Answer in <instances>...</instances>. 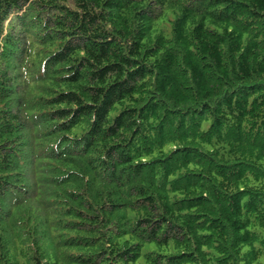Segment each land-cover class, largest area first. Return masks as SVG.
Here are the masks:
<instances>
[{
    "label": "trees",
    "instance_id": "obj_1",
    "mask_svg": "<svg viewBox=\"0 0 264 264\" xmlns=\"http://www.w3.org/2000/svg\"><path fill=\"white\" fill-rule=\"evenodd\" d=\"M142 255L264 264V0H0V264Z\"/></svg>",
    "mask_w": 264,
    "mask_h": 264
},
{
    "label": "rangeland",
    "instance_id": "obj_2",
    "mask_svg": "<svg viewBox=\"0 0 264 264\" xmlns=\"http://www.w3.org/2000/svg\"><path fill=\"white\" fill-rule=\"evenodd\" d=\"M155 247V243L154 242H149V243H146L145 246H144V249L143 251L146 252L147 250L151 249V248H154ZM137 264H145V257L144 255H142Z\"/></svg>",
    "mask_w": 264,
    "mask_h": 264
}]
</instances>
